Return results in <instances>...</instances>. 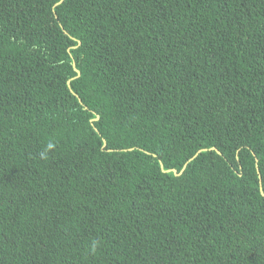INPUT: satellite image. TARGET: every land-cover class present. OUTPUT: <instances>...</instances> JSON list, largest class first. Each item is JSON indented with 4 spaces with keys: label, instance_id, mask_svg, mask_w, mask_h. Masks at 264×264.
Returning a JSON list of instances; mask_svg holds the SVG:
<instances>
[{
    "label": "trees",
    "instance_id": "1",
    "mask_svg": "<svg viewBox=\"0 0 264 264\" xmlns=\"http://www.w3.org/2000/svg\"><path fill=\"white\" fill-rule=\"evenodd\" d=\"M0 264H264V0H0Z\"/></svg>",
    "mask_w": 264,
    "mask_h": 264
},
{
    "label": "water",
    "instance_id": "2",
    "mask_svg": "<svg viewBox=\"0 0 264 264\" xmlns=\"http://www.w3.org/2000/svg\"><path fill=\"white\" fill-rule=\"evenodd\" d=\"M175 171V173H177V171L176 170H174Z\"/></svg>",
    "mask_w": 264,
    "mask_h": 264
}]
</instances>
